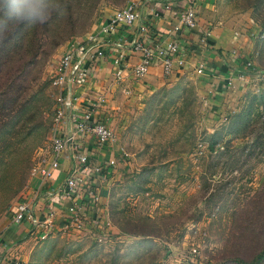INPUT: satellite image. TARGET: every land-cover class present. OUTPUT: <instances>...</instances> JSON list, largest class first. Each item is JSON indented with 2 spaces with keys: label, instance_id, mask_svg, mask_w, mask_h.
Here are the masks:
<instances>
[{
  "label": "rangeland",
  "instance_id": "1",
  "mask_svg": "<svg viewBox=\"0 0 264 264\" xmlns=\"http://www.w3.org/2000/svg\"><path fill=\"white\" fill-rule=\"evenodd\" d=\"M247 2L218 0L223 16L235 13L237 17L243 12L260 30L258 12ZM122 6L102 4L89 28L75 37L94 27L101 9ZM261 34L254 41L253 60L242 68L248 76L241 95L223 106L208 103L206 95L199 93L189 81L160 87L134 101L118 100L113 106V116L106 123L114 136L112 145L116 147V155L100 169L108 181L102 215L94 212L92 220L82 218L79 226L55 231L43 239H31L26 245V258L18 264L213 262L231 224L226 210L217 211L216 206L203 202V180L209 183L207 195L216 189L219 181L228 182L235 176L219 189L222 193L232 191L228 200L237 191L235 196L239 198L240 193L257 189L264 181V159L245 163L234 159L250 136L242 133L241 128L226 134L235 115L246 108L249 97L264 92V73H261L264 53H258ZM73 38L59 45L41 67L38 82L45 83L43 98L38 100V94L35 96L38 109L33 121L15 129H0V226L10 209L25 201L29 181L40 177L36 168L49 151L57 96L51 83L53 68ZM37 84L32 85V92ZM260 109V103H252L254 114ZM29 124L35 128L25 133ZM212 130L226 134L219 145L226 140L231 144L217 164L213 156L217 150L208 151L205 143ZM146 216L152 221L142 219ZM118 227L150 235L124 234Z\"/></svg>",
  "mask_w": 264,
  "mask_h": 264
},
{
  "label": "crops",
  "instance_id": "2",
  "mask_svg": "<svg viewBox=\"0 0 264 264\" xmlns=\"http://www.w3.org/2000/svg\"><path fill=\"white\" fill-rule=\"evenodd\" d=\"M188 1L127 0L126 3L136 5L140 15L138 21L129 27L115 24L104 36L100 34V29L108 23L113 9H101L94 27L66 44L82 43L89 34H94L98 37L95 43L103 49L102 56L95 61L78 59L69 70V76L78 68L86 70L81 83L71 85V91L78 94L73 108L79 113H88L91 118L107 123L113 116V106L118 100L127 98L126 100L134 101L160 87L172 86L182 81L193 83L199 93L206 95L208 103L215 106H223L241 95V87L247 82L248 76L242 68L253 60L256 48L254 41L260 30L249 17H244L243 12L237 17L234 16L235 13L223 16L218 0H193L197 9L195 28H181L174 35L179 46L186 49L181 65L174 64L168 74H163L159 66H151L140 78H135L131 73L132 66L140 57L139 52L130 48L136 35L159 41L172 36L169 34L170 28L176 22L178 13L186 8ZM140 22L146 27L144 33L138 32L137 26ZM117 53L122 54L125 62L121 71L122 77L119 79L114 78L111 63L112 57ZM57 61L53 68L55 71ZM125 89L128 90L127 94L123 92ZM100 95L104 98L103 103L92 109L91 102ZM70 132L67 124L60 126V134L68 135ZM112 144L97 145L89 134L76 133L58 155L57 166L51 171V176L34 177L29 181L23 202L34 219L12 224L10 215L15 206L10 209L0 226V264H18L19 260L26 258V245L31 239L36 240L34 222L40 223L44 220L46 204L52 205L51 219L56 224L62 222L67 213L66 207L71 201L70 195L64 191L65 178L71 170H81L76 179L81 190L78 192V200L85 202L83 218L92 220L96 214L94 212L102 215L106 206L105 190L108 181L101 172L95 173L92 168L99 166L102 170V167L112 162L116 155V147ZM76 150L88 153L91 168L82 170ZM51 157L48 151L45 161H49ZM86 185L95 187L99 196L97 202L90 201L83 193ZM100 219L102 221V218L98 221Z\"/></svg>",
  "mask_w": 264,
  "mask_h": 264
},
{
  "label": "trees",
  "instance_id": "3",
  "mask_svg": "<svg viewBox=\"0 0 264 264\" xmlns=\"http://www.w3.org/2000/svg\"><path fill=\"white\" fill-rule=\"evenodd\" d=\"M126 2L127 0H50V19L36 25L27 21L16 23L13 18L5 15L6 8L0 13V129H15L33 121L38 109L37 99L43 98L45 84L40 82L39 85L38 78L41 67L49 56L69 38L84 33L102 4L118 7ZM247 4H252L253 10L258 12L262 33L258 40V53H264V0H248ZM33 84L39 85L35 92L31 91ZM254 102L261 105L256 114L252 112ZM241 112L235 115L226 134L235 133L233 131L241 128L242 133L250 136V139L238 151L234 150L237 151L234 159L241 163L264 159V92L251 95L246 108ZM29 125L25 133L35 128L33 124ZM223 134L212 130L205 141L208 151L217 150L213 155L216 158L215 164L221 161L231 145L228 140L219 145L222 136L226 135ZM218 146L221 149H217ZM234 178L235 176H231L230 180ZM228 182L219 181L216 189L206 195L209 183L203 180V202L216 206L217 211L226 210L231 224L223 245L212 258L213 262L204 264H264V181L257 189L240 193L239 198L235 196L239 193L237 191L230 200L228 196L231 190L223 193V190H219ZM142 219L152 221L148 216ZM118 228L124 234L141 237L150 235Z\"/></svg>",
  "mask_w": 264,
  "mask_h": 264
},
{
  "label": "built area",
  "instance_id": "4",
  "mask_svg": "<svg viewBox=\"0 0 264 264\" xmlns=\"http://www.w3.org/2000/svg\"><path fill=\"white\" fill-rule=\"evenodd\" d=\"M196 14L197 9L195 7V2L189 0L186 8L178 13L176 22L170 28L169 34L172 36L164 39V41H159L142 38L139 34L136 35L134 40L130 43V48L140 53L138 61L131 68V73L135 78L142 77L151 66H159L163 74H168L174 64L179 66L183 63V55L186 49L179 46L174 35L181 28L185 30L195 28ZM139 16L135 4L125 3L122 7L111 11L108 23L100 29V34L102 36L106 35L111 31L115 24H120L125 27L133 26L138 21ZM137 28L140 33L141 31L144 33L146 30L143 22H140ZM97 38L98 37L94 34H89L82 43L68 44L58 60V65L51 82L52 86L57 90V96L54 101V115L52 118L49 146V153L52 157L47 162L45 159L42 160L36 168L37 173L41 178H49L51 176V171L57 166L58 155L65 149L66 144L72 141V138L76 133L89 134L95 139L97 145L113 143V133L105 122L91 118L88 113H79L73 108V104L78 99V94L71 91V85L80 84L85 77L86 70L84 68H78L73 71L70 76L68 75L69 70L78 59L87 58L89 61H95L96 58L102 56L103 49L95 43ZM111 63L113 66L114 78H121V71L125 66L122 54L117 53L114 55ZM68 80L70 81L69 91ZM123 92L127 94L128 90L125 89ZM103 101V96H97L91 102V108L93 109L100 106ZM62 124H67L69 126L71 132L68 135H62L59 133ZM76 156L82 170H88L89 167H92L86 151H77ZM80 171L71 170L65 178L64 191L67 195H70L71 201L66 207L67 213L62 222L56 224L51 219L53 211L52 205L51 203L46 204L44 220L40 223L37 221L34 222V226H36L34 229L36 239H43L55 231L65 230L72 225H81L82 218L84 217L83 210L85 202L84 200H78L79 197H77L79 194L78 192L81 190L79 189V183L76 176ZM92 171L99 173L100 167L94 166ZM82 191L89 200L94 203L99 199L93 185L84 186ZM31 218L34 219L30 214L27 205L22 202L15 206L14 211H12V214L10 215V222L12 224H18L25 219ZM191 252V255H194L195 249H192Z\"/></svg>",
  "mask_w": 264,
  "mask_h": 264
},
{
  "label": "clouds",
  "instance_id": "5",
  "mask_svg": "<svg viewBox=\"0 0 264 264\" xmlns=\"http://www.w3.org/2000/svg\"><path fill=\"white\" fill-rule=\"evenodd\" d=\"M50 0H0V13L16 23L27 21L31 25L43 24L50 19Z\"/></svg>",
  "mask_w": 264,
  "mask_h": 264
},
{
  "label": "water",
  "instance_id": "6",
  "mask_svg": "<svg viewBox=\"0 0 264 264\" xmlns=\"http://www.w3.org/2000/svg\"><path fill=\"white\" fill-rule=\"evenodd\" d=\"M261 73H264V70H261ZM69 83L70 81L68 80V91H69Z\"/></svg>",
  "mask_w": 264,
  "mask_h": 264
}]
</instances>
